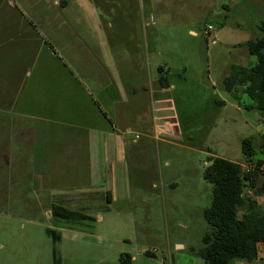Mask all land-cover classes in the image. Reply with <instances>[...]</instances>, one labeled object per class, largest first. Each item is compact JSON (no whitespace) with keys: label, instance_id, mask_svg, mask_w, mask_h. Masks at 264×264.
Wrapping results in <instances>:
<instances>
[{"label":"rangeland","instance_id":"obj_1","mask_svg":"<svg viewBox=\"0 0 264 264\" xmlns=\"http://www.w3.org/2000/svg\"><path fill=\"white\" fill-rule=\"evenodd\" d=\"M29 5L18 7L31 12ZM49 6L35 5L33 12L43 16L59 12ZM10 16L6 11L0 13L1 25H7L3 35L12 31ZM107 20L106 16L98 19L95 31L92 18L77 25L74 20L44 17L38 31L20 37L15 47H117L114 56L122 59L123 29L108 28ZM209 24L214 27L211 36L205 34ZM263 24L264 0H212L211 15L202 21L194 43L147 47V55L141 47L146 56L141 59L145 77L142 74L135 82L138 93L147 100L133 103L126 117L129 163L124 189L128 195L115 197L111 213L90 210L88 219L76 216L58 223L45 205H39L40 197L5 179L12 166L4 165L5 171L0 170V243L21 237L22 232L36 238L29 254L20 241L17 251L7 255L9 263L47 264L46 240L53 253L55 250L53 264H122L123 253L131 255V264H204L197 252L209 228L204 210L212 202L213 186L204 172L210 157L242 161L246 168L243 139L253 137L260 146L264 138V113L241 106L239 102L249 103L248 97L237 100L222 84L233 63L256 62L246 45L236 44L261 36ZM154 59L164 70L153 65ZM118 86L120 91H130ZM263 179L261 176L256 189ZM118 188L123 191L120 185ZM256 189L246 192L255 197ZM257 199L264 208V193ZM100 214L108 215L103 223L98 222ZM48 227L60 235L57 241L47 232ZM101 234L110 241L98 239ZM263 263L262 256L257 264Z\"/></svg>","mask_w":264,"mask_h":264},{"label":"crops","instance_id":"obj_2","mask_svg":"<svg viewBox=\"0 0 264 264\" xmlns=\"http://www.w3.org/2000/svg\"><path fill=\"white\" fill-rule=\"evenodd\" d=\"M25 4L31 12L18 7ZM38 4H50L59 12L37 15L33 9ZM1 11L10 13L13 28L3 35L7 25L0 19V170L11 165L5 179L40 197L39 205H45L58 223L54 206L111 213L115 197L128 195L126 117L133 103L147 100L135 82L145 77L142 56L146 58L147 47L194 43L202 21L211 15L212 0H0ZM103 16L108 28L123 29L122 59L114 56L117 47H15L20 37L38 31L44 17L74 20L77 25L92 18L97 31ZM209 25L205 34L211 36ZM152 62L164 70L158 59ZM118 84L130 91H120ZM104 214L99 223L108 216ZM21 235L0 243V264L10 262L7 255L17 251L20 241L27 254L33 251L30 245L36 238ZM43 242L47 264H53L55 250Z\"/></svg>","mask_w":264,"mask_h":264},{"label":"trees","instance_id":"obj_3","mask_svg":"<svg viewBox=\"0 0 264 264\" xmlns=\"http://www.w3.org/2000/svg\"><path fill=\"white\" fill-rule=\"evenodd\" d=\"M261 29V36L239 44L248 47L256 56V62L233 63L222 84L237 100H241L242 95L248 97L249 103L239 102L241 106L264 113V24ZM217 102L224 103L223 100ZM242 152L244 161L249 164L246 168L242 161L211 156V164L205 169L204 177L213 186V197L204 210L209 228L203 235V247L197 252L204 264L256 263L260 249L264 251V208L257 199L264 193V179L256 189L260 177H264V138L260 146L253 137L244 138ZM247 188H255L256 196L246 192ZM52 215L60 220L76 216L90 218L86 213L63 206H54ZM47 232L53 234L54 241L60 237L53 228H48ZM120 259L122 264H131L132 257L123 253Z\"/></svg>","mask_w":264,"mask_h":264},{"label":"built area","instance_id":"obj_4","mask_svg":"<svg viewBox=\"0 0 264 264\" xmlns=\"http://www.w3.org/2000/svg\"><path fill=\"white\" fill-rule=\"evenodd\" d=\"M213 29V26L212 25H209L208 26V30H212ZM264 257V251L262 250V248L260 249L259 251V257Z\"/></svg>","mask_w":264,"mask_h":264}]
</instances>
